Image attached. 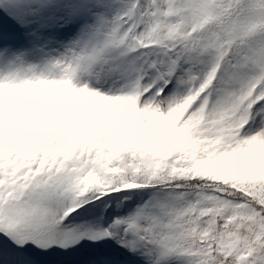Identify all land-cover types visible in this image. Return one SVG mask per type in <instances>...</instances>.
<instances>
[{
	"label": "snow or ice",
	"instance_id": "6c2138e0",
	"mask_svg": "<svg viewBox=\"0 0 264 264\" xmlns=\"http://www.w3.org/2000/svg\"><path fill=\"white\" fill-rule=\"evenodd\" d=\"M0 264H264V0H0Z\"/></svg>",
	"mask_w": 264,
	"mask_h": 264
}]
</instances>
